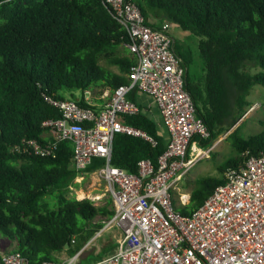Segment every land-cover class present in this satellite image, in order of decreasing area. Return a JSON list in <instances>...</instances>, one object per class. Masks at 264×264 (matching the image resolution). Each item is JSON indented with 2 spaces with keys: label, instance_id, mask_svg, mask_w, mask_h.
Here are the masks:
<instances>
[{
  "label": "trees",
  "instance_id": "obj_1",
  "mask_svg": "<svg viewBox=\"0 0 264 264\" xmlns=\"http://www.w3.org/2000/svg\"><path fill=\"white\" fill-rule=\"evenodd\" d=\"M135 1L149 26L168 21L195 38L197 52L176 41L175 51L196 115L210 132L201 144L211 148L226 134L232 141L233 155L218 167L221 176L196 181L189 203L179 204L182 209L174 191V208L190 216L224 183L227 169L264 157V130L241 135L255 105L249 96L256 86L264 89V0ZM130 43L128 31L105 0H0V236L16 243L12 252L30 264L50 258L61 262L63 254L74 257L115 214L110 197L96 205L69 196L80 177L73 169L71 141L58 142L55 156L36 155L28 142H55L53 134L45 137L51 128L44 123L63 115L50 100H67L68 95L91 107L84 99L87 91L95 95L108 88L113 93L129 83L137 61ZM120 120L146 132L156 145L118 134L112 165L134 174L142 160L157 166L169 136L161 135L156 121L144 112L121 115ZM105 163L95 158L82 174H93Z\"/></svg>",
  "mask_w": 264,
  "mask_h": 264
},
{
  "label": "built area",
  "instance_id": "obj_2",
  "mask_svg": "<svg viewBox=\"0 0 264 264\" xmlns=\"http://www.w3.org/2000/svg\"><path fill=\"white\" fill-rule=\"evenodd\" d=\"M131 38L128 45L136 56L129 83L119 86L105 105L95 110L87 91L82 107L67 99L50 100L62 111V118L45 122L55 136L46 145L36 140L28 146L36 155L55 156L58 142L73 143V169L82 174L95 158L105 160L96 173L106 183L115 214L104 228L72 258L41 264H79V257L103 231L118 227L121 239L115 253L92 264H264V157H251L232 167L206 202L190 216L176 211L173 194L191 168L212 148L201 141L210 138L204 121L185 88V69L175 51L171 24L151 27L135 0H105ZM134 94L136 100H131ZM159 110L157 125L169 135L167 151L158 165L139 163L130 173L112 165L115 136L143 138L146 132L126 125L121 115H136L141 105L151 103ZM0 264H30L18 252L1 255Z\"/></svg>",
  "mask_w": 264,
  "mask_h": 264
},
{
  "label": "rangeland",
  "instance_id": "obj_3",
  "mask_svg": "<svg viewBox=\"0 0 264 264\" xmlns=\"http://www.w3.org/2000/svg\"><path fill=\"white\" fill-rule=\"evenodd\" d=\"M158 25L169 23L168 21H158ZM170 34L173 39L181 44H190L197 52V45L194 41L195 38L182 31L177 25L170 23ZM198 59L197 70L200 68V59ZM101 64L109 68L114 72H118V68L109 66L106 61H102ZM93 96H91L92 98ZM70 97L67 95V99ZM251 102H255V105L251 109L250 113L246 115L247 121L244 123L241 135L248 137L251 135L259 134L264 130V89L260 86H256L249 96ZM233 128L229 133H231ZM161 135H166V129L163 126L159 127ZM53 134L47 132L46 135ZM228 134L221 136L214 144L212 152L209 157H204L197 162L189 171L185 179L179 183L177 190L175 191V199L177 204H188L190 198V191L194 187L196 181L205 179L208 177L219 178L221 175L218 172V167L224 164L229 157L234 153L232 141L227 137ZM187 183L190 185L186 187ZM188 194V195H187ZM184 195V196H183ZM187 195V196H186ZM70 197H76L79 200L90 199L96 205H103L110 197L105 182L99 177L97 173L93 174H80L75 181V185L71 187L69 194ZM183 198L187 199L184 200ZM180 206V205H179ZM183 207H179L182 209ZM121 239V231L118 227H111L103 231L101 236L97 237L86 248L83 254L79 257V264H92L94 262L101 261L107 256L115 253L119 246V240ZM88 245V244H87ZM16 248V243L10 242L7 238L0 236V255L11 253ZM66 254L61 256V261L68 259ZM49 262H53L50 258Z\"/></svg>",
  "mask_w": 264,
  "mask_h": 264
},
{
  "label": "crops",
  "instance_id": "obj_4",
  "mask_svg": "<svg viewBox=\"0 0 264 264\" xmlns=\"http://www.w3.org/2000/svg\"><path fill=\"white\" fill-rule=\"evenodd\" d=\"M91 93V96H93L92 98H90V100L93 102V104L95 105V107H97L98 109H101L104 105H105V103H106V101H107V96H106V94H108L109 96H111L113 93L111 92V90L110 89H104V90H100V89H98V91H97V93L94 95V93H92V92H90ZM99 93H101V94H99ZM132 95H134V94H132ZM135 97V96H134ZM135 100H136V98H135ZM149 103H151L152 105H151V107L150 108H148V105L147 104H144V105H141V108H142V111L141 112H144L146 115H148L149 117H151L153 120H157L158 119V117H159V110H158V108L157 107H155L154 105H153V102L151 101V99H148L147 100ZM140 112V113H141ZM166 133V135L165 136H169L168 135V132L166 131L165 132ZM47 134V133H46ZM45 134V137H47V138H49V136H50V134L49 135H46ZM97 172V171H96ZM95 172V173H96ZM106 184V183H105ZM107 186V185H106ZM110 196V195H109ZM111 198V197H110ZM116 252V251H115ZM114 253V252H113ZM69 259V258H68Z\"/></svg>",
  "mask_w": 264,
  "mask_h": 264
},
{
  "label": "water",
  "instance_id": "obj_5",
  "mask_svg": "<svg viewBox=\"0 0 264 264\" xmlns=\"http://www.w3.org/2000/svg\"><path fill=\"white\" fill-rule=\"evenodd\" d=\"M249 113H250V112H249ZM249 113H248V114H249ZM241 121H242V120H241ZM241 121H240V122H241ZM240 122H239L234 128H236V127L240 124ZM68 247H69V246L66 245V248H68Z\"/></svg>",
  "mask_w": 264,
  "mask_h": 264
},
{
  "label": "bare ground",
  "instance_id": "obj_6",
  "mask_svg": "<svg viewBox=\"0 0 264 264\" xmlns=\"http://www.w3.org/2000/svg\"><path fill=\"white\" fill-rule=\"evenodd\" d=\"M187 195H188V194H187ZM187 195H186V196H187ZM183 196H184V195H183ZM183 199H184V200H187V199H185V198H183Z\"/></svg>",
  "mask_w": 264,
  "mask_h": 264
}]
</instances>
